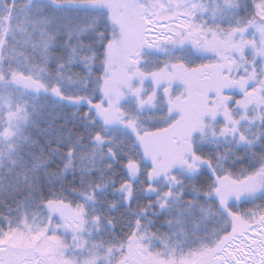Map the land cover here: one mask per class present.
<instances>
[{
    "label": "snow or ice",
    "instance_id": "1",
    "mask_svg": "<svg viewBox=\"0 0 264 264\" xmlns=\"http://www.w3.org/2000/svg\"><path fill=\"white\" fill-rule=\"evenodd\" d=\"M0 264H264V0H0Z\"/></svg>",
    "mask_w": 264,
    "mask_h": 264
}]
</instances>
